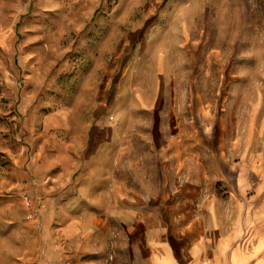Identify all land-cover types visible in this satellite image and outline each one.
I'll list each match as a JSON object with an SVG mask.
<instances>
[{
	"label": "rangeland",
	"instance_id": "374dc122",
	"mask_svg": "<svg viewBox=\"0 0 264 264\" xmlns=\"http://www.w3.org/2000/svg\"><path fill=\"white\" fill-rule=\"evenodd\" d=\"M245 156L259 203L264 0H0V264H146Z\"/></svg>",
	"mask_w": 264,
	"mask_h": 264
},
{
	"label": "crops",
	"instance_id": "0c3cea01",
	"mask_svg": "<svg viewBox=\"0 0 264 264\" xmlns=\"http://www.w3.org/2000/svg\"><path fill=\"white\" fill-rule=\"evenodd\" d=\"M250 162L246 156L239 162V202L234 205L227 202L230 190L214 188L201 204L196 188L181 192L190 197L183 200L174 193L165 220L145 232L146 264H264V198L257 203L258 195L247 186L255 174ZM70 230H80L78 241L87 234L70 222L61 236H69ZM58 258L48 254L39 263L58 264Z\"/></svg>",
	"mask_w": 264,
	"mask_h": 264
}]
</instances>
